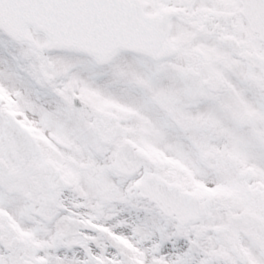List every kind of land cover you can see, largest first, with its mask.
<instances>
[{
  "label": "snow or ice",
  "instance_id": "6c2138e0",
  "mask_svg": "<svg viewBox=\"0 0 264 264\" xmlns=\"http://www.w3.org/2000/svg\"><path fill=\"white\" fill-rule=\"evenodd\" d=\"M0 264H264V0H0Z\"/></svg>",
  "mask_w": 264,
  "mask_h": 264
}]
</instances>
